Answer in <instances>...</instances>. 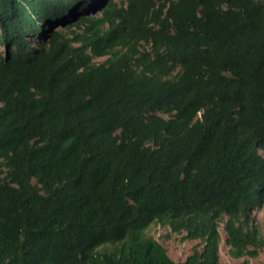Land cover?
Returning a JSON list of instances; mask_svg holds the SVG:
<instances>
[{"label":"trees","instance_id":"1","mask_svg":"<svg viewBox=\"0 0 264 264\" xmlns=\"http://www.w3.org/2000/svg\"><path fill=\"white\" fill-rule=\"evenodd\" d=\"M0 48V264L264 254V0H0Z\"/></svg>","mask_w":264,"mask_h":264},{"label":"rangeland","instance_id":"2","mask_svg":"<svg viewBox=\"0 0 264 264\" xmlns=\"http://www.w3.org/2000/svg\"><path fill=\"white\" fill-rule=\"evenodd\" d=\"M92 16H99V14H95L96 12H92ZM58 30H62L61 26L57 27ZM63 31V30H62ZM2 50V48H0ZM106 58L96 59L95 61L98 63L104 61ZM264 155V152L260 151ZM255 222L264 227V210H256L254 212ZM221 232V245H220V256H221V264H238L241 263L243 260L233 259L229 255V247L226 245L225 240L227 238V234L223 227L220 228ZM149 236H155L157 240H159L167 249L168 255L172 260L175 262L184 261L188 255H190L197 245V242L191 241H183L180 235L171 233L166 228H161L157 225H152V227L147 232ZM250 264H264V254L263 252L260 253L259 257L256 259H249Z\"/></svg>","mask_w":264,"mask_h":264}]
</instances>
